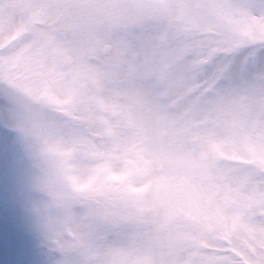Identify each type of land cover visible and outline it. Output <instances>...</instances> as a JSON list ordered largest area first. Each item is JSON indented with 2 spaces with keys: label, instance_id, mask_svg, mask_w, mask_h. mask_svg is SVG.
Masks as SVG:
<instances>
[{
  "label": "snow or ice",
  "instance_id": "1",
  "mask_svg": "<svg viewBox=\"0 0 264 264\" xmlns=\"http://www.w3.org/2000/svg\"><path fill=\"white\" fill-rule=\"evenodd\" d=\"M0 126L48 264H264V0H0Z\"/></svg>",
  "mask_w": 264,
  "mask_h": 264
},
{
  "label": "rangeland",
  "instance_id": "2",
  "mask_svg": "<svg viewBox=\"0 0 264 264\" xmlns=\"http://www.w3.org/2000/svg\"><path fill=\"white\" fill-rule=\"evenodd\" d=\"M4 128L0 126V164L2 160L6 161V158L9 162L6 167L0 168V209L6 208L7 216L15 223L13 224L15 231L6 226L0 229V264H9L6 258H8L9 253L15 250L22 257L37 258V260H34L35 264H48L47 250L45 248L40 249L41 242H39V236L33 227L28 207L31 196L30 198L26 197L30 193L26 187L28 185L29 166L25 158L22 163L20 162L17 165L16 155L19 157L20 152L14 146L16 144L15 136ZM4 135H7L6 138H2ZM8 137H10V140ZM5 139L6 141H4ZM15 169H17L20 180L15 176ZM19 183L23 187L25 197L20 193ZM12 194H15L16 198L19 196L22 200L20 202L9 200L12 199ZM23 204L28 205L25 206V210H28V212L24 211L22 214L23 211L20 208ZM17 205L19 206L18 208L16 207ZM13 232L18 235V239L12 237ZM18 254L14 256L16 260L18 259Z\"/></svg>",
  "mask_w": 264,
  "mask_h": 264
}]
</instances>
